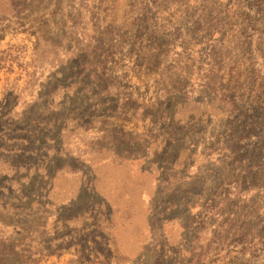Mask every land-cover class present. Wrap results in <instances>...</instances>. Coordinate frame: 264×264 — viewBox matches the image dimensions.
Segmentation results:
<instances>
[{"label":"rangeland","instance_id":"1","mask_svg":"<svg viewBox=\"0 0 264 264\" xmlns=\"http://www.w3.org/2000/svg\"><path fill=\"white\" fill-rule=\"evenodd\" d=\"M8 248L264 264V0H0Z\"/></svg>","mask_w":264,"mask_h":264},{"label":"trees","instance_id":"2","mask_svg":"<svg viewBox=\"0 0 264 264\" xmlns=\"http://www.w3.org/2000/svg\"><path fill=\"white\" fill-rule=\"evenodd\" d=\"M15 254H17V253L15 252V249L14 248H8L7 250H5L4 251V256H7V258L4 259V261L2 262V264H10V263L7 262V260L9 258H12V256L14 257ZM20 263L27 264V262H25V263H23L22 261L17 262V264H20Z\"/></svg>","mask_w":264,"mask_h":264}]
</instances>
